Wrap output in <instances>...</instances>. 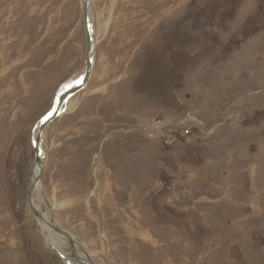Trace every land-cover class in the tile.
I'll return each mask as SVG.
<instances>
[{
	"label": "rangeland",
	"instance_id": "1",
	"mask_svg": "<svg viewBox=\"0 0 264 264\" xmlns=\"http://www.w3.org/2000/svg\"><path fill=\"white\" fill-rule=\"evenodd\" d=\"M81 1L0 0V264L65 263L27 191ZM89 3L42 132L57 228L93 264H264V0Z\"/></svg>",
	"mask_w": 264,
	"mask_h": 264
},
{
	"label": "bare ground",
	"instance_id": "2",
	"mask_svg": "<svg viewBox=\"0 0 264 264\" xmlns=\"http://www.w3.org/2000/svg\"><path fill=\"white\" fill-rule=\"evenodd\" d=\"M84 1L85 0H82L81 3H83ZM86 1H87V17H88V23H87V25H88L89 31L91 32L92 36H94L95 35V31H94V28H95V25H94V13L95 12L93 11L92 4L91 3L88 4V2L90 0H86ZM88 13H89V16H88ZM92 38H93L92 39V46L94 48V43H96V42H94V37H92ZM92 53L93 52L90 51V58H93ZM84 73H85V65H84L83 69L79 73L75 74L68 82H66V84H64L62 86V88L60 89V91L58 92V94H57V96L55 98L54 106L37 123V126H36L35 131H34L33 139H32V145L34 144L35 136L38 134V127L43 122V120L45 118H47L59 106L58 107L59 108L58 115H57V117H58L60 115V113L64 110V108L66 106V102L70 98V97L67 98L66 100H64L61 103V105H58L57 104V101L59 99V96L61 94H63L64 91H66L68 88H71L72 86L77 85L79 83V81L83 78ZM41 140H42V134H41V137H40V142H39V147H38L39 148V152H40L39 153L40 161L39 162H35V164H34L32 180H33V178H35L40 173V171L42 169V164H43L42 156L44 154V151H43V144H42ZM42 191H43L42 190V185H41V183L39 181V182H37L34 185V188L32 190V194H31L32 207L43 218L42 221H38L34 217V220H35L37 226L40 229L41 238L45 241V243L48 246L52 247V249L54 250L55 253L57 252V253H59L61 255V260L63 262H65L64 264H79V263H81V264H87L88 262H86V260L88 261L89 259L86 258V256L84 255V253L80 250L79 245L77 246V244L74 242V250L73 251H74V253H75L76 256L75 257H72L70 255V248L67 245L66 239L64 237H62L61 235L57 234L54 230H52L47 225V223H48V224H52V225H55L56 226L57 223L52 219V215H51V213H52V206H50V204L48 203V200L45 198V196L43 195V192ZM33 195H35V200L33 198ZM42 208H44V209H42ZM76 259L78 260V262L76 261Z\"/></svg>",
	"mask_w": 264,
	"mask_h": 264
},
{
	"label": "water",
	"instance_id": "3",
	"mask_svg": "<svg viewBox=\"0 0 264 264\" xmlns=\"http://www.w3.org/2000/svg\"><path fill=\"white\" fill-rule=\"evenodd\" d=\"M81 13H82V20H83V27H84V36H85V53H86L85 73H84L83 78L79 81V83L77 85H74L71 88H68L66 91H64L63 94H61L59 96V99L57 101L58 105H61V103L64 100H66L67 98L73 96L74 94L79 92L81 89H83L85 87L86 83L88 82L89 78H90V73H91V68H92V60H91L92 58H90V51H92L91 50L92 49V34L89 31V28H88V25H87L88 17H87V1L86 0L82 3ZM58 107L47 118H45L43 120V122L38 127V134L35 136L34 144L32 146V148L34 150V155H35V157H34L35 162H39L40 161V158H39V153L40 152H39V148L38 147H39L41 134H42L45 126L57 118L58 110H59ZM40 175H41V171L35 178H33V180L31 181V185H30V187H29V189L27 191V204H28L31 212L33 213L34 217L38 221H42L43 218L32 207L31 194H32V190L34 188V185L37 182H39V180H40ZM47 225L52 230H54L57 234L61 235L62 237H64L66 239L67 245L70 248V255L72 257H75L76 255H75V253L73 251L74 250V241L71 239V237L66 232H64L63 230L57 228L55 225L48 224V223H47ZM57 254L61 258V255L59 253H57ZM76 261L78 262L77 259H76ZM86 262H88L87 264H93L90 260H88V261L86 260Z\"/></svg>",
	"mask_w": 264,
	"mask_h": 264
}]
</instances>
